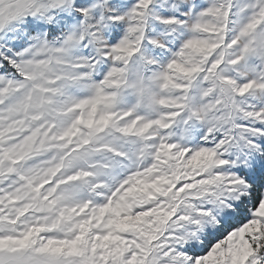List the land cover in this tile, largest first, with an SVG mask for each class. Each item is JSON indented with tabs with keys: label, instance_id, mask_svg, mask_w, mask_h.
<instances>
[{
	"label": "snow or ice",
	"instance_id": "1",
	"mask_svg": "<svg viewBox=\"0 0 264 264\" xmlns=\"http://www.w3.org/2000/svg\"><path fill=\"white\" fill-rule=\"evenodd\" d=\"M0 264H264V0H0Z\"/></svg>",
	"mask_w": 264,
	"mask_h": 264
}]
</instances>
